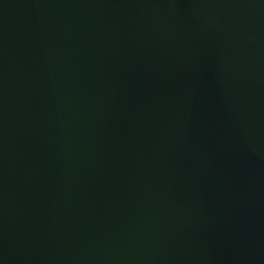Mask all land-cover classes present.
Here are the masks:
<instances>
[{
    "label": "water",
    "instance_id": "obj_1",
    "mask_svg": "<svg viewBox=\"0 0 264 264\" xmlns=\"http://www.w3.org/2000/svg\"><path fill=\"white\" fill-rule=\"evenodd\" d=\"M0 264H264V0H0Z\"/></svg>",
    "mask_w": 264,
    "mask_h": 264
}]
</instances>
